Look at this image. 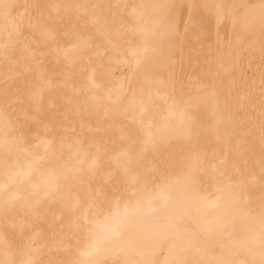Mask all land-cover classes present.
Returning <instances> with one entry per match:
<instances>
[{
  "label": "bare ground",
  "instance_id": "6f19581e",
  "mask_svg": "<svg viewBox=\"0 0 264 264\" xmlns=\"http://www.w3.org/2000/svg\"><path fill=\"white\" fill-rule=\"evenodd\" d=\"M261 2L0 0V4L11 6L7 24L4 9L0 8V164L5 133L10 137L25 133L29 146L36 143L38 135H46L49 155L41 164L53 168L57 161L52 159V153L59 143L65 144L66 158L67 145L79 141V146L90 156L97 154V148L100 150L102 170L98 183L108 187L119 183L131 196V185L121 168L124 157L120 153L129 148L125 137L131 134L135 140L138 126L125 119L122 107L120 112L116 111L117 107L130 103L131 93L125 86L115 103L105 99L97 104L81 91L93 70L97 83L103 82L109 88L122 82L124 66L108 62V57L115 55L113 46L87 15L81 13L77 17L75 9L44 8L46 15L71 17L70 31L91 37L93 48L81 57L71 51L74 35L65 36L63 27L59 28L58 36L47 35L36 27V10L25 7L110 5L106 11L111 12L114 22L122 26L133 42L139 39L140 29H154L160 52L158 80L161 83L154 84L151 100L145 98L144 104L145 124L154 126L156 148L145 154L139 169L133 167L131 174L154 177L159 182L163 173L177 182V188L190 178L202 194L210 199L220 197L216 209L206 210L209 216L230 208L247 230L259 234L264 215V55L261 53L264 35L259 9L251 6ZM165 4L175 7L166 10L155 7ZM212 5H236L233 11L250 13L251 31L245 32L239 22L235 30L231 23L218 25ZM201 18L205 20L203 27L196 23ZM14 22L20 24L23 43L12 44L5 56L4 46L13 33ZM234 31L250 37V45L242 51H236L226 42L231 40ZM12 39L15 40L14 33ZM89 57H94L91 65ZM38 66L49 83L36 96L33 93L40 83ZM131 84L138 86L134 78ZM11 154L15 159V149ZM24 187L22 183L19 185L21 191ZM233 191L239 193V202L235 205L231 199ZM75 194L84 201L82 190L76 189ZM75 223L73 214L57 201H41L36 212L16 203L7 216L0 205V261L6 259L5 251L7 259H15L22 241H30L31 254L39 264H65L77 246V240L73 239ZM226 256L236 264L249 259L246 249L227 255L217 244L198 258L205 264H215ZM128 258L147 260L148 264H172L176 256L171 245L161 242L143 254L133 253ZM124 259L123 254L102 257L103 264H123Z\"/></svg>",
  "mask_w": 264,
  "mask_h": 264
},
{
  "label": "snow or ice",
  "instance_id": "6c2138e0",
  "mask_svg": "<svg viewBox=\"0 0 264 264\" xmlns=\"http://www.w3.org/2000/svg\"><path fill=\"white\" fill-rule=\"evenodd\" d=\"M38 13L36 27L45 31L49 36L59 35V28H64V35L72 37L75 43L71 51L81 57L93 48L90 36L73 33L69 26L72 19L69 16L53 17L46 15L44 8L75 9L77 17L82 13L87 15L97 30L104 33L109 44L113 46L115 55L108 57L109 63L124 66L122 82L115 88H109L103 82L97 83L93 70L87 77V86L83 91L93 102L100 103L105 99L115 103L119 99V92L127 86L131 93L128 105L123 108L125 119H130L138 126V135L133 139L131 134L125 137L129 148L120 153L124 157L121 168L131 185V196L119 183L110 187L98 183L102 165L100 163L99 148L96 155H89L79 146V141L67 145L68 155L65 158L63 141L59 143L52 159L57 161L55 168L42 165L41 161L48 157L49 141L47 136H37L36 143L29 146L25 140V133L9 136L4 134L3 160L0 164V205L3 206L5 216L10 207L20 203L24 208L33 212L38 210L41 201H57L63 203L75 218V235L77 240L75 254L65 264H103L102 257L108 254H123V264H148L147 260H133L128 258L133 253L143 254L147 250L163 242L172 246L176 258L172 264H205L198 257L206 254L208 248L217 244L231 255L239 249H246L249 259L243 264H264V215L261 216L259 234L247 230L234 212L227 208L224 212L209 216L207 209H216L220 197L210 199L197 190L190 178L186 179L179 188L176 181H171L161 173L159 182L154 177L132 175L130 170L139 169L146 153L156 148V133L154 126L145 124V98L151 100L154 84L158 80V63L160 52L155 40V30L140 29V37L133 42L130 35L122 30V26L114 22L112 14L106 9L110 5L76 3L57 5H27ZM161 9H169L174 5H157ZM202 7H208L204 5ZM216 9L217 24L231 23L235 30L239 22L245 32H250L251 14L233 11L236 5H212ZM246 9L249 6H239ZM252 8L259 9L261 32L264 35V0ZM5 12V23L10 15V5L0 4ZM31 25V17L29 16ZM203 27L205 20L196 22ZM131 30H129L130 32ZM15 40L12 39V34ZM13 33L9 35V42L4 46V54L8 55V48L12 44H22L20 24L13 23ZM229 47L242 51L250 45V37L234 35L226 41ZM264 55V43L261 45ZM99 54L97 53V56ZM94 57H89V65ZM264 63V59H262ZM102 67H107L102 64ZM39 85L33 95L38 96L49 83L43 69L39 68ZM110 71V69H109ZM138 82L133 87L131 80ZM165 86H166V82ZM264 83V76H262ZM158 90V89H157ZM127 98V97H126ZM47 133V128H45ZM55 143V141H53ZM15 149L16 158L11 154ZM134 155V158H133ZM85 165L87 167H85ZM25 187L21 191L20 184ZM231 187V185L229 186ZM76 189L84 192V201L76 195ZM220 191V189H218ZM232 204L239 202V193L233 191ZM69 251L71 249L69 248ZM31 242L21 243L15 259H7L0 264H39L33 258ZM215 264H236L227 256Z\"/></svg>",
  "mask_w": 264,
  "mask_h": 264
}]
</instances>
